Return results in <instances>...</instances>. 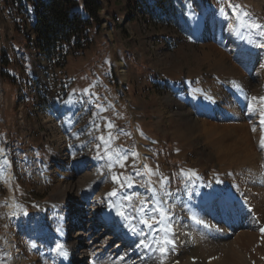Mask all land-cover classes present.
I'll list each match as a JSON object with an SVG mask.
<instances>
[{"label":"rangeland","instance_id":"rangeland-1","mask_svg":"<svg viewBox=\"0 0 264 264\" xmlns=\"http://www.w3.org/2000/svg\"><path fill=\"white\" fill-rule=\"evenodd\" d=\"M97 1L102 11L99 22L91 21L85 49L50 61L35 48L28 29H17L23 16L0 0V151L6 148L14 165L15 192L14 197L0 180L3 264H27L29 258L49 264L53 242L88 224L82 219L73 228L69 216L91 203L115 202L101 194L103 188L119 194L121 209L144 235L143 242L150 227L142 221L156 228L168 219L173 226L179 220L188 233L193 229L200 242L206 225L190 220L188 200L197 197V207L203 208L205 196L216 194L215 203L226 202L232 188L226 173L217 174L223 159L180 109L183 98L188 103L201 98L207 106L204 110L200 104L198 116L212 120L220 115L217 90L228 92L231 83L228 66L215 71L211 58H205L209 45L229 56L239 72L264 83V47L257 46L264 45V0ZM75 8H81V0ZM254 23L262 27L255 29ZM186 167L199 170L200 180L184 173ZM66 192L68 209L57 208ZM158 199L163 205H157ZM157 207L163 208L165 220ZM63 215L68 220L61 234ZM95 215L100 223L94 233L102 235L98 249L104 237H113L100 249L104 253L97 264H103L113 248L131 241L114 235ZM77 246L70 243V256ZM179 250L159 251L160 264L175 259L185 264ZM84 253L78 258L92 264L94 254Z\"/></svg>","mask_w":264,"mask_h":264},{"label":"bare ground","instance_id":"bare-ground-1","mask_svg":"<svg viewBox=\"0 0 264 264\" xmlns=\"http://www.w3.org/2000/svg\"><path fill=\"white\" fill-rule=\"evenodd\" d=\"M205 50L207 51L205 58H211V62L208 63H210L212 69L215 71L223 69L224 71V68L228 66V81L231 83V88H228V92L221 89L217 90L219 95L216 97L220 99L221 112L220 115L214 116L212 120L196 114V110H200L201 106L206 110V102L201 98L198 102L190 103L187 102L186 98H183L180 112H184L183 116H186L191 124L198 125L204 139H209L208 145H210L212 153L223 159L217 174L226 173L229 176L232 188L226 197V202H218L219 204L213 200L216 194L205 196L203 208L197 207L196 204L199 202L196 200L197 197L195 201L193 199L188 200L192 204L190 206L192 211L189 212L190 220L193 218L194 224L200 221L207 225V227L203 226L206 229L205 233L199 235L203 237L202 240L200 239L199 242L193 229L189 233L186 232L184 230L186 226H183L179 220H175V226H173L171 219H168L163 227L155 228V225L149 222L152 227L148 229L146 234L148 242L141 244L144 235H141L138 230H136V233H132L130 231V227H134L132 222L129 219L122 220L117 215L118 210L122 211L121 200L117 193L116 196H111L116 198L115 202L109 200L105 205L91 203L90 208L80 210L76 216L77 218L75 215L69 216L72 217L70 225L73 228L76 224H80L82 219L87 220L88 224L83 225L82 231H71V237L68 238L62 235L59 240L53 242L54 247L49 252V254L51 253L49 264H83V256L78 258V254L84 251L86 252L84 254L90 253L89 256L94 254L92 264H97L104 253L100 249L111 244L113 237H104L101 243L102 247L98 249L96 240L102 238V235L94 233L96 226L100 223L95 214H100L103 223L111 226L109 227L114 235L121 236L126 241H131L128 245L121 243L120 248L119 246L113 248L114 254L107 257L103 264H160L161 258L159 256V246L157 245V236L160 233L163 235L162 238L167 234L169 239L175 241V249L179 250L180 246L185 245L184 251L181 249L178 251L184 258L186 257L187 262L185 264H264V231H262L264 229V148L260 146L261 138L264 136V123L261 122L264 119V100L260 99L264 97V83L261 81L255 82L246 74L239 72L236 67L232 66L229 56H226L214 46L209 45ZM235 96L239 98L243 105L235 101ZM253 97L257 99L253 100ZM204 113L201 111V114ZM2 144L0 143V148ZM45 164L47 165V163ZM190 172H195V176H192ZM184 173L194 181L200 180L199 170L197 169L190 170L186 167ZM13 177L14 165L11 163L9 153L6 148L1 149L0 180L12 196L15 195L12 186ZM112 191L103 188L101 194H108ZM60 199L61 201H56L57 208L61 206L67 210L69 206L67 192ZM157 202V205L162 204L159 199ZM203 211L211 214V216L205 218L202 214ZM94 212L97 213L94 214ZM63 219H65L64 222ZM63 219L58 227L61 234L68 220L65 215H63ZM169 226L171 232L166 233L164 229ZM66 234L69 236V233ZM105 234H108V232ZM83 236L88 238L85 243L80 240ZM71 242L79 246L76 254L70 256L69 247ZM51 243L52 241H49L46 246L49 247ZM58 243L63 245L67 255H60L56 251ZM137 245L140 246L137 247ZM144 245L148 246L144 247ZM12 247H8L7 258H11L13 254ZM30 260L32 259L27 260L29 262L27 264H35L34 261L30 262ZM178 262L175 259L170 264H178ZM0 264L3 263L0 262Z\"/></svg>","mask_w":264,"mask_h":264},{"label":"trees","instance_id":"trees-1","mask_svg":"<svg viewBox=\"0 0 264 264\" xmlns=\"http://www.w3.org/2000/svg\"><path fill=\"white\" fill-rule=\"evenodd\" d=\"M78 2L79 0H7L11 9L25 19L16 22L17 29L22 26L25 30L28 29L34 36L35 48L50 61L58 55H76L85 49L91 21L99 22L98 15L102 7L97 0H81V8L76 9ZM25 30L22 34L30 43Z\"/></svg>","mask_w":264,"mask_h":264},{"label":"snow or ice","instance_id":"snow-or-ice-1","mask_svg":"<svg viewBox=\"0 0 264 264\" xmlns=\"http://www.w3.org/2000/svg\"><path fill=\"white\" fill-rule=\"evenodd\" d=\"M235 7H239L238 5L237 6H235ZM221 11H223V9H221ZM252 27L253 28H255V29H260L262 26L261 25H259V24H253L252 25ZM262 35H264V32H262L261 33ZM258 47H264V45H257ZM237 87H239L238 85H237ZM255 99H257L256 97H253V100H255ZM260 99H262V100H264V97H261ZM251 110V109H250ZM262 123H264V119H262V121H261ZM109 127H111V125H109ZM255 130V129H254ZM262 148H264V136H262V138H261V145H260ZM190 174L192 175V176H195V172H190ZM113 179L114 180H117V178L114 176L113 177ZM117 182H119V181H117ZM129 187H131V185H129ZM108 195L109 196H116L117 195V192H116V190L115 189H113V191L112 192H110V193H108ZM128 199H131V197H127ZM143 204H144V202L143 201H141V205H142V207L139 209L140 211H143L144 210V208H143ZM155 211H159L160 213H161V217H162V219H166L167 217H166V214L164 213V211L162 210V209H159V208H157V209H154ZM117 215H120V216H122L125 220H128L129 219V217L128 216H126L125 215V213L123 212V211H117ZM153 219H155V218H153ZM143 223H145L148 227H152V225L151 224H149L148 223V221L147 220H144V221H142ZM158 223H159V221H157ZM197 223H200V221H197ZM206 227H207V225H206ZM130 231L132 232V233H136V228L135 227H130ZM164 231L166 232V233H168V232H171V227L169 226L167 229H164ZM262 231H264V229H262ZM157 243H159V244H161V247H159V251L161 252V253H166V252H168L169 251V247L168 246H172L173 248H174V245H175V241L173 240V239H169L168 238V236H167V234L160 240V241H158ZM141 244H143V241H141ZM140 245H137V247H139ZM148 245H144V247H147ZM56 251L60 254V255H67V252H66V250H64V247H63V245L62 244H57L56 245Z\"/></svg>","mask_w":264,"mask_h":264},{"label":"water","instance_id":"water-1","mask_svg":"<svg viewBox=\"0 0 264 264\" xmlns=\"http://www.w3.org/2000/svg\"><path fill=\"white\" fill-rule=\"evenodd\" d=\"M43 61L45 62V61H46V59H45V58H43Z\"/></svg>","mask_w":264,"mask_h":264}]
</instances>
